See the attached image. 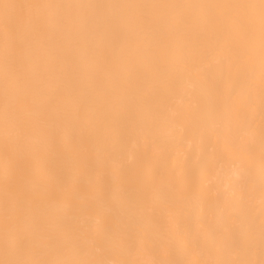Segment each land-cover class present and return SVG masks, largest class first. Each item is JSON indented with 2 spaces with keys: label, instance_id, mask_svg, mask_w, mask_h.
<instances>
[{
  "label": "bare ground",
  "instance_id": "6f19581e",
  "mask_svg": "<svg viewBox=\"0 0 264 264\" xmlns=\"http://www.w3.org/2000/svg\"><path fill=\"white\" fill-rule=\"evenodd\" d=\"M0 264H264V0H0Z\"/></svg>",
  "mask_w": 264,
  "mask_h": 264
}]
</instances>
